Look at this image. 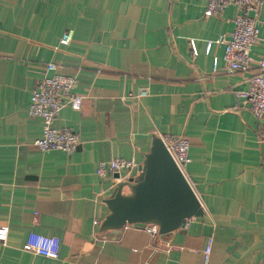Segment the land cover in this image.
Segmentation results:
<instances>
[{
	"label": "crops",
	"instance_id": "1",
	"mask_svg": "<svg viewBox=\"0 0 264 264\" xmlns=\"http://www.w3.org/2000/svg\"><path fill=\"white\" fill-rule=\"evenodd\" d=\"M207 0H0V264H264V142L238 93L257 72L229 70L224 45L235 7L205 15ZM255 57H264V0ZM71 29L68 43L60 42ZM191 41L196 49L193 53ZM216 58V67L213 60ZM75 75L81 104L52 126L77 136L71 153L34 144L28 113L46 63ZM146 88L144 95L140 90ZM151 133L185 135V175L203 215L169 235L126 225L99 231L103 196L120 178L100 161L141 160ZM130 177V176H128ZM59 237L55 258L25 247L27 232Z\"/></svg>",
	"mask_w": 264,
	"mask_h": 264
},
{
	"label": "built area",
	"instance_id": "2",
	"mask_svg": "<svg viewBox=\"0 0 264 264\" xmlns=\"http://www.w3.org/2000/svg\"><path fill=\"white\" fill-rule=\"evenodd\" d=\"M263 0H207L205 15L216 14L227 5L235 7L233 28L227 34H221L206 43L205 50H210L211 44L222 43L224 45L223 60L229 70H247L252 63L257 64V72L251 77V84L245 91L238 93L241 101L248 104V108L257 118L260 126L258 142H264V57H255L251 46L257 39L258 26L262 23L256 15V6ZM72 30L63 32L60 42L68 43ZM193 53L196 49L191 41ZM216 58L213 66L216 67ZM54 64L46 63L42 75L36 81L31 90L28 113L41 118V133L34 140V144L42 151L60 150L71 153L77 147V136L68 128L52 126L60 108L66 104L73 109H78L81 104V95L73 91L76 84L75 75L62 74L54 71ZM147 89L142 88L140 94H146ZM165 147L171 154L174 162L185 175L184 167L189 162V140L185 135H160ZM108 168L111 171L123 173L125 177L133 176L141 169V162L134 158L114 157L108 161H100L96 167V173L104 175ZM186 176V175H185ZM192 186V185H191ZM144 228L150 233H157L156 224H145ZM8 225L0 224V244L7 240ZM59 237L55 234H43L29 230L25 239V247L32 252L55 258L59 253ZM211 240L208 239L203 254V264H207L209 258Z\"/></svg>",
	"mask_w": 264,
	"mask_h": 264
},
{
	"label": "water",
	"instance_id": "3",
	"mask_svg": "<svg viewBox=\"0 0 264 264\" xmlns=\"http://www.w3.org/2000/svg\"><path fill=\"white\" fill-rule=\"evenodd\" d=\"M140 162L136 174L118 179L103 196L107 213L100 232L152 223L159 234L169 235L187 219L203 215L197 194L159 135L151 133Z\"/></svg>",
	"mask_w": 264,
	"mask_h": 264
}]
</instances>
